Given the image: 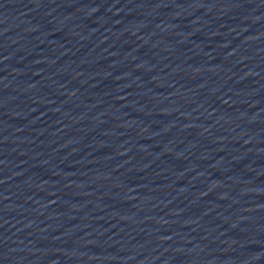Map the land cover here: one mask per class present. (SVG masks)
<instances>
[{"label": "water", "instance_id": "95a60500", "mask_svg": "<svg viewBox=\"0 0 264 264\" xmlns=\"http://www.w3.org/2000/svg\"><path fill=\"white\" fill-rule=\"evenodd\" d=\"M0 264H264V0H0Z\"/></svg>", "mask_w": 264, "mask_h": 264}]
</instances>
